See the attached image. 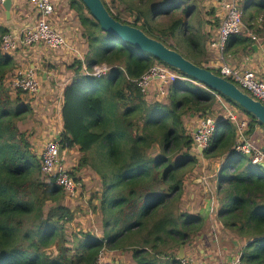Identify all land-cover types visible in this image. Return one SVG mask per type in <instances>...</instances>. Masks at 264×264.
<instances>
[{
	"label": "trees",
	"instance_id": "trees-1",
	"mask_svg": "<svg viewBox=\"0 0 264 264\" xmlns=\"http://www.w3.org/2000/svg\"><path fill=\"white\" fill-rule=\"evenodd\" d=\"M102 1L115 20L141 29L204 67L203 42L212 34L205 32L203 21L195 22L199 0H111L112 6H125L121 12ZM238 3L247 30L264 36V0ZM69 7L86 30L88 68H110L101 77L85 76L82 61L74 62L76 76L63 94L59 135L63 152L76 149L80 166L92 167L101 175L103 193L94 195L100 202L93 209L102 211L103 236L69 233L66 228L74 221L66 193L43 173L42 160L32 149L33 134L23 125L32 106L20 96L12 98L5 84L17 66L2 50L3 38L11 31L0 25V264H96L105 251H126L127 246L159 252L173 244L179 249L194 245L212 220L220 225L219 236L238 247L236 257L241 255L244 264H264V171L236 150L239 136L230 120L216 117L217 131L201 153L209 161L224 159L218 170L220 209L215 219L209 212L181 210L188 187L185 180L198 163L191 154L194 141L184 118L212 116L218 106H224L220 97L225 105L243 111L247 134L264 126L228 98L169 66L184 79L169 86L165 101L150 104L136 81L155 65H167L103 31L81 0H71ZM207 23L217 28L215 22ZM255 43L244 30L242 36L229 39L226 51L253 53ZM157 146L160 152L155 151ZM106 148L109 171L102 173ZM144 260L145 256L137 264H149Z\"/></svg>",
	"mask_w": 264,
	"mask_h": 264
},
{
	"label": "crops",
	"instance_id": "crops-1",
	"mask_svg": "<svg viewBox=\"0 0 264 264\" xmlns=\"http://www.w3.org/2000/svg\"><path fill=\"white\" fill-rule=\"evenodd\" d=\"M26 3L29 5V10L25 7ZM12 0V7H11V18L7 19L6 12L3 7L4 2H0V25L7 27L10 29L11 32H18L22 31L26 27L33 26L37 21V11L35 8L32 7L30 0ZM55 0L54 7H55V14L51 17L50 24L59 32L64 34L69 41L70 47L75 51V53H79L83 55V61L85 60L86 54L88 52V39L86 37V30L85 28L78 22V25H73L70 22L71 17L69 14L60 13V9L57 8ZM108 2L109 0H105ZM59 2H61L59 0ZM62 3V2H61ZM23 4V7H22ZM59 6V4H58ZM217 17V14L215 15ZM63 23H59V21ZM214 23L215 20L209 21ZM57 25V26H55ZM208 23H205L207 31ZM212 27V26H211ZM215 32H210L212 35L218 34V29H214ZM209 32V31H207ZM211 38V37H210ZM211 40V39H210ZM213 41V40H211ZM210 42H207L208 52L206 51L207 58L202 65L206 68L215 70L214 67L218 65V54L215 51H212L209 47ZM256 42V41H255ZM255 44L258 45L257 51L254 50L253 53H244L238 51L237 53H232L226 51L227 62L232 66L238 69H250L259 76L260 79H264V44L256 42ZM254 44V45H255ZM236 51V49H234ZM11 58L16 62V70L13 74H11L6 80L5 84L8 82V86H11V80L16 74V72L20 69L18 68V64L22 61H26L30 68H34L37 73L38 77L41 81V93L39 97L41 101L44 103V108L47 109V115L44 114L43 111H40L42 115V119H44L45 124L49 125L50 130L53 129L55 135H50V139L58 140L59 135L62 130V118H61V109L63 106V94L68 85L71 84L73 79L76 76V71L72 68L74 64L73 60L79 61L76 59V55L71 52L69 49H64L61 51H52L47 48L45 45H35L31 48L21 49L16 53L10 55ZM34 61V62H33ZM75 61V62H76ZM33 62V64H31ZM86 64V62H84ZM24 69L26 68L25 64H22ZM82 75H84L82 73ZM12 87V86H11ZM24 93V92H22ZM27 94V93H24ZM28 95V94H27ZM221 102V101H220ZM223 102V101H222ZM221 102V103H222ZM33 109V106H32ZM50 109V110H49ZM232 109V108H231ZM233 110V109H232ZM37 112V111H36ZM45 112V113H46ZM52 115H56V119L53 123L51 122ZM54 118V116H53ZM195 120V118L193 119ZM58 124V127L52 124ZM54 126V128H52ZM196 128V127H195ZM194 128V130H195ZM50 130L47 131V134H50ZM56 130V131H55ZM263 130V127L256 126V134L257 136L260 131ZM264 131V130H263ZM49 137V136H48ZM56 140V141H57ZM264 150V148H263ZM67 151V150H66ZM66 153V152H65ZM63 152V154H65ZM201 153V152H200ZM209 165V163H208ZM219 167L216 166H209L212 170H214L216 179L213 183H208L205 178L201 180H197L193 186L191 182H189L187 187V193H185V198L182 200V205L184 209H188L189 213L206 215L209 212V215L212 219H215L216 211L220 209L219 206L216 205L217 193L220 189V182L218 176ZM187 200V202H185ZM190 208V209H189ZM186 212V211H184ZM188 212V211H187ZM216 224V223H215ZM218 236L220 231H216ZM221 234V233H220ZM223 239V238H222ZM204 244V242H202ZM208 245H200V247L191 245L184 247V254L186 257H195L194 254H197L201 257L202 262L207 264H232L234 258L236 257V249L237 246L230 244L231 242L228 239H223L220 242V245L217 248H214L213 241L208 239ZM228 243V244H227ZM210 244L212 246H210ZM173 244H169L168 246L161 247L160 251L157 252L154 249L145 248L139 256H136L135 252L133 254L132 261L134 260V264H137L140 261L141 257L145 256L144 263L149 264H175V260H180L179 252L180 248L173 247ZM133 247L127 246L126 251L119 250V251H105V256L108 258V262L105 259V263L109 264H124L123 258L127 255V252H132ZM110 253H115L110 258ZM115 255H118V258H115ZM128 256V255H127ZM136 256V258L134 257ZM126 264V263H125Z\"/></svg>",
	"mask_w": 264,
	"mask_h": 264
},
{
	"label": "built area",
	"instance_id": "built-area-1",
	"mask_svg": "<svg viewBox=\"0 0 264 264\" xmlns=\"http://www.w3.org/2000/svg\"><path fill=\"white\" fill-rule=\"evenodd\" d=\"M4 1L2 0V2ZM30 2L37 11V21L33 26L26 27L22 31L6 34L2 41L4 54L11 55L21 49L41 44L52 51L69 49L76 55V59L82 61L83 74L85 76L101 77L109 72L110 68L106 65L94 66L90 70L83 61V55L75 53L70 47L66 36L50 24L51 17L55 14L52 0H30ZM221 8L223 17L220 29L216 35L217 39L211 41L209 45L210 49L218 54V65L214 69L218 75L235 83L242 91L264 104V79H260L256 72L250 69H238L227 62L226 47L229 39L233 36H242L244 34L243 12L238 0H224ZM253 39L257 40L256 37H253ZM182 79L184 78L168 66L155 65L136 81V85L140 91L145 93L154 86L159 94L166 96L167 91L165 88ZM11 86L14 90L27 93L30 97L39 96L42 90L40 78L33 67L19 69L11 80ZM222 104L227 110L225 119L230 120L236 126L239 140L244 139L245 131L248 129L247 119L242 117L239 120L234 110L225 105V103L222 102ZM216 131L217 121L215 117L208 116L200 120L197 132H193L194 145L199 152L202 153L210 146ZM236 150L248 155L253 165H264L263 149L254 150L249 144L238 142ZM38 156L42 160L43 173L49 179H55L58 186L74 196L78 192V183L64 165L63 155L61 157L59 155V141L45 142ZM103 256L104 254L98 258L96 264H105ZM179 264L207 263L196 261L194 257L184 256V258L179 260ZM232 264H244L241 255L235 257Z\"/></svg>",
	"mask_w": 264,
	"mask_h": 264
},
{
	"label": "rangeland",
	"instance_id": "rangeland-1",
	"mask_svg": "<svg viewBox=\"0 0 264 264\" xmlns=\"http://www.w3.org/2000/svg\"><path fill=\"white\" fill-rule=\"evenodd\" d=\"M2 0H0L1 2ZM24 1V0H23ZM61 2H59V0L56 2V6L58 9H60V13L64 14L67 13L70 15L71 20L70 22L73 23V25H78V19L75 15V13L70 9L69 4L71 0H60ZM224 0H199V2L197 3L198 5V10L196 13V23H200L203 21V23H207L209 21H214L215 23L218 24L217 28H215L216 30L220 29V23H221V19L223 17V10L221 8V5L223 3ZM52 2L54 3L55 0H52ZM25 4V7H27V9L29 10V5L26 3V1L23 2ZM108 3H110L111 8L113 9V11L116 12H121L120 10L123 11V9H125L122 7L118 8V5H111V0L108 1ZM59 4V6H58ZM32 5V4H31ZM23 7V4H22ZM33 7V5H32ZM34 8V7H33ZM217 14V17L215 16ZM124 18L127 20H130V15L129 13H124L123 14ZM2 17V15L0 16ZM59 23H63L62 21L58 20ZM252 25H254L255 29L256 27H258L257 23L254 22ZM57 26V25H55ZM207 31L210 32H215L214 31V27L208 26L207 25ZM247 25L244 23V30L247 33H250L251 36L256 37L257 40L256 42H259L264 44V36L262 33H255L254 31H250L249 29L247 30ZM206 29V26L204 28V30ZM188 34V33H186ZM217 39V37L215 35L211 36V40ZM209 38L205 39L203 42V47L205 48V51H209L208 47H207V42L211 41ZM182 52H185L184 49H181ZM61 51V50H60ZM59 52V51H58ZM9 57H11L10 55H8ZM201 58V57H200ZM205 59V58H204ZM203 59V60H204ZM14 61V60H13ZM74 62L76 60H73ZM34 62V61H33ZM33 62H31V64H33ZM14 63H16L14 61ZM22 64H25L26 68L29 67L28 63L26 61H22L20 62V64H18V68H23V66H21ZM216 72V70H214ZM8 82L6 83L7 86ZM170 86V85H169ZM168 87H166V91H168ZM11 87V86H10ZM10 87L7 86V89L9 90V92L11 93V97L12 98H16L18 96H20L22 99H24L25 103H30L31 106H33V109L31 112L28 113L27 115V119L24 121L23 125H25V127H28V132L33 134V140H32V146H33V152L35 151V153L37 155H39V152L43 149L44 147V143L46 142H50V141H54V139H50V135H55L53 129L50 130L49 125L45 124L44 119H42V115L40 113V111H43L44 114L47 115V109L44 108V103L41 101L40 98H38L39 96H33L30 97L27 94H24L22 92L16 91L14 90L12 87V90L10 91ZM165 91V93H166ZM141 93L143 95L146 96V99L148 100V102L150 104L155 103V102H160V101H165V99L167 98V94L166 96L159 94L158 91H156V88L153 86L150 89L147 90V93L141 91ZM168 93V92H167ZM221 101V98H218ZM227 106L232 108L235 113L238 115V119L241 120V118L243 117L244 113L241 109L237 108L236 106H232L230 103H227ZM50 110V109H49ZM37 111V112H36ZM46 112V113H45ZM227 114V110L221 106V107H217L215 112L213 113L212 117H218V115L220 116V118H225V115ZM54 116V118H53ZM56 115H52L51 117V122L53 123L56 119L55 117ZM186 127L188 129V131L191 133V135L193 136V132H194V128L198 127L200 120H198L197 118L195 120H191L190 117H185L184 118ZM216 121H218V118H216ZM55 127H58V124H52ZM54 126H52V128H54ZM195 128V129H196ZM237 129V128H236ZM50 130V134H47V131ZM248 130V129H247ZM247 130L245 131V136L244 139H240L239 143H244V144H249L254 150H260L264 148V128L262 131L259 132V134L257 136H255L256 132L253 135H249L247 134ZM56 131V130H55ZM62 131V130H61ZM49 136V137H48ZM57 140V139H56ZM58 142V140H57ZM104 147V146H103ZM156 152H160L159 147H156ZM66 152V153H65ZM63 154V161H64V165L67 167V169L70 171V173L73 175L74 179L77 180L78 183V192L75 193L74 196H72L71 194L66 193V204L71 208V212L73 213V222H70L68 224H66V228L68 229L69 233L76 231H83V232H90V233H95V235L98 238H101L103 236V233L101 231V218H102V211L98 210L94 211V207L99 205V200L94 198V195L97 196H101L103 193L102 190V178L101 175L98 174L97 172L94 171V169L92 167H81L80 166V158L81 155H79V153L77 152L76 149H72V150H67L65 151ZM102 161L100 163V170L102 171V173H107L109 171V161H110V154H108L109 149L106 148V150L102 151ZM187 152V150H186ZM190 152V151H189ZM191 154L193 157H195V159L198 160L197 165L195 166L196 169L194 170L193 174H191L188 179L189 180H185L186 184H189L190 181H193L194 183L197 180H201L203 178H205L207 180L208 183H213V181L216 179V175L214 170H212L211 168H209V166L213 167L216 166L217 169V165L220 166L223 162L224 159H220V160H214V161H209L207 160L199 151L198 149L195 147V145L193 144V148L191 149ZM209 163V165H208ZM79 168V169H78ZM260 169L262 171H264L263 168L260 167ZM193 183V186H195ZM186 196L183 197V199ZM187 202V200L185 201ZM190 209V208H189ZM181 210L184 211H188L187 213H189L190 210L188 209H184L182 203H181ZM185 212V213H186ZM191 214V213H190ZM195 214H198V212H195ZM220 225L218 223L215 224V222L212 220L211 224L209 223L203 230L202 232V236L198 235L196 238L199 239L195 242H193V244L195 246L200 247V245H208V239L210 238L211 241H213L214 243V248H217L220 245V242L223 240L221 238V236H218L216 231H220ZM204 242V244L202 243ZM210 246H212L210 244ZM144 248L141 247H137L132 249V252H127L128 256L125 255V257L123 258V262L124 264H134V260L132 261V256L134 254L135 251L139 250H143ZM104 254V259H106L108 262V258L105 256V254L107 253H102L100 254L103 255ZM115 253H110L109 257L111 258L112 255H114ZM99 256V257H100ZM194 258L196 261H200L202 262V259L199 255L194 254ZM115 258H118V255H115ZM136 263V262H135Z\"/></svg>",
	"mask_w": 264,
	"mask_h": 264
},
{
	"label": "water",
	"instance_id": "water-1",
	"mask_svg": "<svg viewBox=\"0 0 264 264\" xmlns=\"http://www.w3.org/2000/svg\"><path fill=\"white\" fill-rule=\"evenodd\" d=\"M81 2L87 7L92 17L100 24L103 31L119 37L123 41L132 44L138 50L159 59L170 68L176 69L203 84L205 87L220 93L253 115L264 126V104L242 91L235 83L221 77L209 68L194 64L180 52L170 49L162 42L149 37L141 29L115 20L106 9L102 0H81ZM3 7L7 19H10L12 0H5ZM253 49L257 51L258 45H253ZM196 132L197 128L194 130V133ZM62 154L63 147L59 146L60 157ZM262 168L264 169V165H262ZM184 256V247H181L179 258L182 259Z\"/></svg>",
	"mask_w": 264,
	"mask_h": 264
}]
</instances>
